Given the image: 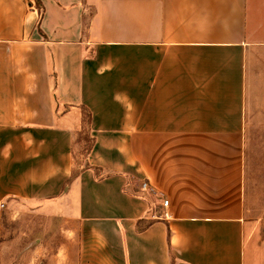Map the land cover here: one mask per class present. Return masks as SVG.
Instances as JSON below:
<instances>
[{"label":"crops","instance_id":"obj_1","mask_svg":"<svg viewBox=\"0 0 264 264\" xmlns=\"http://www.w3.org/2000/svg\"><path fill=\"white\" fill-rule=\"evenodd\" d=\"M81 108L97 176L73 168ZM260 138L264 0H0V232L14 201L56 200L80 264H264Z\"/></svg>","mask_w":264,"mask_h":264},{"label":"rangeland","instance_id":"obj_2","mask_svg":"<svg viewBox=\"0 0 264 264\" xmlns=\"http://www.w3.org/2000/svg\"><path fill=\"white\" fill-rule=\"evenodd\" d=\"M260 139L249 157L244 196V220L258 256L264 241V140ZM91 145L92 134L83 113L80 130L73 137L74 171L86 166ZM66 207L56 200L14 201L2 216L0 264H80L84 236L77 230L78 220L65 215ZM154 211L155 217L161 216L158 209Z\"/></svg>","mask_w":264,"mask_h":264},{"label":"trees","instance_id":"obj_3","mask_svg":"<svg viewBox=\"0 0 264 264\" xmlns=\"http://www.w3.org/2000/svg\"><path fill=\"white\" fill-rule=\"evenodd\" d=\"M83 113H85V116H86V118H87L88 124H89V126H90V119H91V117H90V113H89L86 109L81 108V114H82V116H83ZM92 144H93V140H92ZM91 148H92V145H91L90 149H91ZM72 157H73V152H72ZM84 168H85V169H92L93 172H94V175H95V176L98 175V170H97V169L87 167V165H86ZM75 176H76V173H75V172L72 173V175H71L70 179L67 181V183L71 182V180H72ZM140 225H141V223H139L137 229H138V230H143L144 227H141Z\"/></svg>","mask_w":264,"mask_h":264},{"label":"built area","instance_id":"obj_4","mask_svg":"<svg viewBox=\"0 0 264 264\" xmlns=\"http://www.w3.org/2000/svg\"><path fill=\"white\" fill-rule=\"evenodd\" d=\"M151 193V189H150V185L148 182L146 181H143L141 184H140V188H139V192H138V195H141L140 197L142 198H145L146 195L150 194ZM168 205V201H163L162 203V206L163 207H166ZM3 206L1 205V208ZM166 216V215H165ZM153 218H156L155 216Z\"/></svg>","mask_w":264,"mask_h":264}]
</instances>
